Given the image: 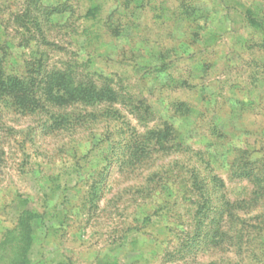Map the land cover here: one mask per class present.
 <instances>
[{
	"label": "rangeland",
	"instance_id": "1",
	"mask_svg": "<svg viewBox=\"0 0 264 264\" xmlns=\"http://www.w3.org/2000/svg\"><path fill=\"white\" fill-rule=\"evenodd\" d=\"M0 73V264H264V0H0Z\"/></svg>",
	"mask_w": 264,
	"mask_h": 264
},
{
	"label": "trees",
	"instance_id": "2",
	"mask_svg": "<svg viewBox=\"0 0 264 264\" xmlns=\"http://www.w3.org/2000/svg\"><path fill=\"white\" fill-rule=\"evenodd\" d=\"M42 70L44 73H41ZM29 75L28 73H24L23 75H8L6 73H0V83L9 89L14 98L23 97V95H26L28 96L27 98L30 102V98L32 97L36 101L44 98L46 99V103H49L53 106L58 105L56 103L57 100L65 101L66 99H69L70 102L88 104L97 100L101 101L110 97L112 98V96L116 94L111 88L106 87L105 84H99L96 80L82 79L72 64H67L66 67H56L53 69H42L40 64L39 83L41 86H38L39 88H42V90L40 91L41 98H39L33 95L34 93H39V90H36L35 88V86L39 84L37 80L39 77H34V74L31 76ZM33 107L36 108V105L34 104ZM240 160L242 159L238 158L236 160V163L238 164L236 165L238 169V171H235L236 174H239V172L240 174L246 176H250L252 174V178L259 180L262 174L261 171H258V173L255 171H252L251 173L246 171L247 169H244L247 166L246 162L241 164ZM216 181L223 182V180L220 178H217ZM192 187L194 190H199L200 192H203L204 190L202 182L197 178L193 181ZM226 205L229 209H232L233 207V203H231L230 200L227 201Z\"/></svg>",
	"mask_w": 264,
	"mask_h": 264
}]
</instances>
